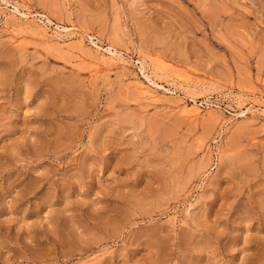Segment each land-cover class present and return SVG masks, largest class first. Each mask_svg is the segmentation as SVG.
I'll return each mask as SVG.
<instances>
[{
	"label": "rangeland",
	"instance_id": "obj_1",
	"mask_svg": "<svg viewBox=\"0 0 264 264\" xmlns=\"http://www.w3.org/2000/svg\"><path fill=\"white\" fill-rule=\"evenodd\" d=\"M0 264H264V0H0Z\"/></svg>",
	"mask_w": 264,
	"mask_h": 264
},
{
	"label": "bare ground",
	"instance_id": "obj_2",
	"mask_svg": "<svg viewBox=\"0 0 264 264\" xmlns=\"http://www.w3.org/2000/svg\"><path fill=\"white\" fill-rule=\"evenodd\" d=\"M16 10H17V9H16ZM16 10H15V11H16ZM107 59H108V58H107ZM119 60H120V59H119ZM113 61H114V60H113ZM107 62H108V61H107ZM117 62H118V61H117ZM154 85H156V84H154ZM165 91H166V90H165ZM193 103H194V102H193ZM210 104H211V103H210ZM238 108H239V107H238ZM195 109H196V108H195Z\"/></svg>",
	"mask_w": 264,
	"mask_h": 264
}]
</instances>
